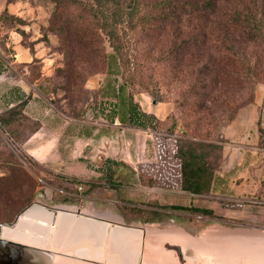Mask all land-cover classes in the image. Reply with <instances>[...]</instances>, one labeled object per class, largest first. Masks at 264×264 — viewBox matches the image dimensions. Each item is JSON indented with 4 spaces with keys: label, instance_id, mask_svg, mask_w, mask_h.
<instances>
[{
    "label": "rangeland",
    "instance_id": "obj_1",
    "mask_svg": "<svg viewBox=\"0 0 264 264\" xmlns=\"http://www.w3.org/2000/svg\"><path fill=\"white\" fill-rule=\"evenodd\" d=\"M157 1L143 0V12L154 16L128 30L136 66L128 77V90L143 110L156 115L159 132L120 123L119 118L110 122L95 116L101 84L107 79L116 78L118 83L124 79L115 51L100 29L88 26L92 44L75 37L66 42L57 29L56 12L63 11L64 18L78 21L86 15L81 7L61 6L53 0L14 2L21 11L12 6L11 12L26 24H14L9 32L11 22L6 18L0 23V69L5 70L0 73V110L5 108L2 95L11 86L23 87L35 98L15 134L0 127V176L14 168L28 173L0 190V223L14 221L26 207L38 203L74 205L65 208H83L114 224L134 227L147 219V206L177 205L186 210L164 212L147 230L197 239L209 232L264 238V0H219L215 16L183 15L176 21L161 15L162 10L155 8ZM6 2L0 0V12ZM237 12H253L261 18L263 32L258 42L239 35L237 19L228 18ZM201 24L209 32L199 36ZM34 50L35 60L20 59V54ZM215 60H222L221 66L229 72L225 88L212 74ZM195 87L198 93L193 91ZM38 123L44 127L33 135ZM82 126L99 135L88 140L68 134ZM165 130L176 132L183 141L223 147L208 148L205 153L226 185L220 184L207 197L183 192L180 162L173 155L177 134L166 135ZM32 135L27 143L23 141ZM51 147L54 149L48 153ZM106 160L117 162L112 175L118 186L86 191L85 185L74 184L71 178L105 181L99 168ZM15 187L21 190L20 197H16ZM19 208L22 210L14 214ZM202 210L218 212L214 216L219 220L181 213L201 215ZM138 213L139 218L134 216ZM43 219L48 221L47 216ZM43 219L35 229L41 234L46 226ZM152 238L146 234L135 257L138 264H154L152 260L165 253L182 264L175 250H159L167 242L181 245L179 241L162 238L163 242L154 244ZM130 245L136 247L134 241ZM185 254L194 257L191 247ZM236 254L235 264H244L237 258L244 259L245 253Z\"/></svg>",
    "mask_w": 264,
    "mask_h": 264
},
{
    "label": "trees",
    "instance_id": "obj_2",
    "mask_svg": "<svg viewBox=\"0 0 264 264\" xmlns=\"http://www.w3.org/2000/svg\"><path fill=\"white\" fill-rule=\"evenodd\" d=\"M17 0H7L6 6L0 12V23L4 22L7 18V22L10 21L9 32L14 30V24L22 26L26 24V21L20 16L12 13L8 7L10 3H14ZM59 3L61 6H75L81 7L86 15L82 20L73 21L70 18H64L63 11L56 12L55 20L56 27L63 35L66 42H69L71 38L75 37L78 41L91 43L88 26L93 25L100 29L107 37L110 45L115 51V58L118 61L120 72L123 74L124 82L118 83L116 78L107 79L105 84L100 86L99 94L101 100L94 106V110L97 114L95 116H104L108 121L114 122L116 118H119L120 123L129 124L131 126L140 127L143 129L153 130L157 126L158 118L155 114L149 113L143 110L140 104L134 99L133 94L128 90V77H131L135 72L136 66L133 60L132 52H130V39L128 38V30L134 29L138 26L145 17H153L154 15L144 13L143 0H53ZM219 0H158L155 3L156 9H161V15L166 19L176 21L181 19L183 15L197 17H211L218 13ZM199 15V16H198ZM228 18L232 21L237 19L238 25L241 27L240 36H244L246 39L253 43L259 41V37L262 34V20L257 14L249 12L244 14L237 12L235 14H229ZM74 25V29L71 30ZM237 25V23H236ZM198 35H206L209 31L207 26L201 24L197 27ZM19 32L18 30H16ZM197 35V36H198ZM36 44V43H35ZM234 48V47H233ZM35 55V50L31 52ZM235 55H238L237 51H234ZM0 55V66L2 62ZM37 57L34 56L33 60ZM233 60V59H232ZM236 62V60H233ZM217 64L212 74L218 77V82L222 85V88L227 86L229 72L223 69L221 66L222 60H215ZM249 66L252 61L248 60ZM6 67V65H4ZM5 72L4 69H0V73ZM254 77L256 73L252 71ZM206 87V86H203ZM11 95L14 96L13 106L9 107L5 112L0 113V127L6 132H13L15 134L17 128L27 118L26 109L29 102L32 100V93H24L21 87L16 85L11 88ZM195 93L199 90L193 88ZM41 127V123L32 130V134L36 133ZM153 128V129H151ZM263 129L260 127V130ZM79 135H85L87 137H93L94 131L87 127L79 128L77 132ZM166 135L177 134L173 131L165 130ZM11 134V133H10ZM176 151L174 157L180 162L181 181L180 189L192 196L205 195L211 192L217 176V167L214 166L208 155L205 153V149L208 148H221L212 142L202 143L194 141H183L181 136L177 134L176 139ZM24 142L26 140H23ZM84 161V160H82ZM106 160L105 163L99 168L105 181L103 182H89L79 178H71L74 184L85 185L86 191H90L94 188H100L101 186H118L119 182L112 175L113 164L117 162ZM28 173L23 172L21 169L14 168L9 174H3L0 176V190L2 187L10 186L12 183H16L21 179V176L27 177ZM264 178L262 179V182ZM110 182V183H109ZM74 189V187L72 188ZM76 191H78L76 189ZM16 197L21 196V190L17 187L14 188ZM31 199L29 200V202ZM6 209L10 210V206L6 203ZM153 209H149L147 212V219L144 221H155L163 218L165 215L163 210L184 211L186 209L177 205L161 206L156 204ZM21 208L17 209L14 214H17ZM138 211L141 209H135ZM203 211L204 215H212L213 212ZM12 212V213H13ZM135 212V211H132ZM140 212V211H138ZM144 211V213H146ZM133 215V214H132ZM140 217L139 213L134 215Z\"/></svg>",
    "mask_w": 264,
    "mask_h": 264
},
{
    "label": "bare ground",
    "instance_id": "obj_3",
    "mask_svg": "<svg viewBox=\"0 0 264 264\" xmlns=\"http://www.w3.org/2000/svg\"><path fill=\"white\" fill-rule=\"evenodd\" d=\"M19 57L25 60L23 55ZM46 216L48 221L43 219ZM39 219H43V223L46 225L42 234L35 230L38 227ZM52 221V213L42 207L35 206L22 218L15 237L28 242L44 244L49 236ZM50 232V237L54 236V241L52 237L51 243L53 242V245L58 248L68 249L77 241L86 240L80 251L84 254H89L91 249L89 247H92V250L97 247L102 248V240L106 237L104 224L86 218L77 219L67 212L59 214L57 223ZM146 234L151 238L154 237L152 238L154 244L158 241L161 242L162 238H169V241H179L183 250L191 247L194 257L186 258L187 264H197V262L200 264H235L236 257H239L236 252L241 250L245 253L244 259L237 258L238 261L243 260L244 264H264V238H252L250 234L227 233L223 235L209 232L198 239L179 234L176 236V233L165 231L156 233L154 229H148ZM91 238L92 243H90ZM138 238L137 231L115 228L111 236V249L115 255L111 256L110 260L122 264H137L135 257L139 252ZM131 241L135 242V248L130 245ZM152 247L154 246L152 245ZM152 261L154 264H176L170 253H165L162 257Z\"/></svg>",
    "mask_w": 264,
    "mask_h": 264
},
{
    "label": "water",
    "instance_id": "obj_4",
    "mask_svg": "<svg viewBox=\"0 0 264 264\" xmlns=\"http://www.w3.org/2000/svg\"><path fill=\"white\" fill-rule=\"evenodd\" d=\"M35 206L42 207L46 211L52 213L53 221L49 228V236L44 244L28 242L15 237V232L22 218ZM73 206L74 205L67 204L46 206L33 203L20 212L14 221L10 223H0V264H122L110 260V257L115 255V252L111 249V236L115 228L137 231L139 234V251L141 250L146 236L145 225L133 227V225H126L124 223L114 224L103 217L87 214L84 212L85 209L83 208H78L77 210L65 208ZM65 212L70 213L77 219L86 218L104 224L106 237L102 240V248L97 247L92 250V247H89L91 248L89 254L80 253L86 240L77 241L68 249L55 247L53 242L51 243L52 237L54 241V236L50 237V230L52 227H55L59 214ZM6 231L7 233H5ZM91 240L92 238L90 239V243H92ZM166 246L176 250L179 258H181L179 261H182V250L179 245L167 244Z\"/></svg>",
    "mask_w": 264,
    "mask_h": 264
},
{
    "label": "crops",
    "instance_id": "obj_5",
    "mask_svg": "<svg viewBox=\"0 0 264 264\" xmlns=\"http://www.w3.org/2000/svg\"><path fill=\"white\" fill-rule=\"evenodd\" d=\"M14 7V9H16V11H21V6L20 5H18L17 3H10L9 5H8V7H9V9H10V11H11V7ZM0 55H1V53H0ZM20 55H23L24 56V58H25V60H27V61H29L30 60V58H34V56H36V53H35V55H32L31 54V52H28V54H24V53H22V54H20ZM37 57V56H36ZM28 58V59H27ZM10 70V69H9ZM8 70V71H9ZM7 71V72H8ZM3 73H5V72H3ZM2 73V74H3ZM13 86H11L10 88H9V91L7 92V90H6V92H4V94L2 95V100H3V102H4V104H5V108L3 109V110H0V113H3V112H5L9 107H11V106H13L14 105V103H12L13 102V100H14V96H12L11 95V88H12ZM21 90L24 92V93H27V94H29L26 90H25V88H21ZM35 97L32 95V99H34ZM30 103V102H29ZM29 105V104H28ZM28 107V106H27ZM26 111H27V109H26ZM44 126H43V124H41V127H40V129H42ZM40 129L36 132V133H38L39 131H40ZM36 133H34V134H36ZM96 133V132H95ZM33 134V135H34ZM68 134H70L71 135V137H73V139H75L76 137L77 138H80V139H88V140H91L90 138L91 137H87V136H85V135H79L78 133H77V131L75 130V128L73 129V130H71ZM33 135L31 136V137H29V139L28 140H26L25 141V143H27L32 137H33ZM54 148L53 147H51L50 148V150H48L47 152L48 153H50V151L51 150H53ZM89 149V148H88ZM178 160V159H177ZM179 161V160H178ZM220 184H222V185H226V182H225V178H217L216 179V181H215V183H214V186H213V189L211 190V192L210 193H212ZM210 193H208V194H210ZM208 194H205V195H198V196H203V197H207L208 196ZM190 196H192V195H190ZM155 208V207H154ZM161 210H163V212H172V211H174V210H166V209H161ZM175 212H180V211H175ZM181 213H185V214H188V215H190V216H195V217H201V218H207V217H211V216H214V215H216V214H218V212H214L212 215H204V214H201V215H198V214H189V213H187V212H181ZM155 221H157V220H155ZM155 223V222H154ZM154 223H151V224H147V225H145V227H146V231H147V226H152ZM191 238H196V237H194V236H192ZM197 239V238H196ZM167 244H171V245H179L180 247H181V254H182V257L185 255V250H183V248H182V246L180 245V244H178V243H172V242H167V243H165V244H163L161 247H160V251L161 250H163L164 249V247H166V248H168L169 250L171 249V248H169V247H167L166 245ZM174 250V249H173ZM176 251V250H175ZM176 253H177V255H178V252L176 251ZM186 258H188V257H186ZM143 261V260H142ZM182 261L180 260V263H181ZM137 264H138V262H137ZM142 264H144L143 262H142ZM146 264H149V263H146Z\"/></svg>",
    "mask_w": 264,
    "mask_h": 264
},
{
    "label": "flooded vegetation",
    "instance_id": "obj_6",
    "mask_svg": "<svg viewBox=\"0 0 264 264\" xmlns=\"http://www.w3.org/2000/svg\"><path fill=\"white\" fill-rule=\"evenodd\" d=\"M149 209H153L154 207H152V206H147ZM123 219H125L126 217H125V215H124V213H122V216H121ZM208 219H216V220H219V218L218 217H216V216H211V217H207ZM142 223V225H147V224H151V223H154V222H157V221H141ZM186 254L182 257V264H187V261H186Z\"/></svg>",
    "mask_w": 264,
    "mask_h": 264
}]
</instances>
